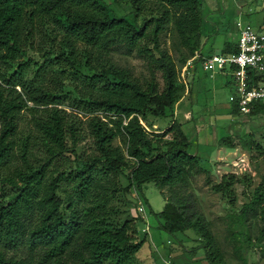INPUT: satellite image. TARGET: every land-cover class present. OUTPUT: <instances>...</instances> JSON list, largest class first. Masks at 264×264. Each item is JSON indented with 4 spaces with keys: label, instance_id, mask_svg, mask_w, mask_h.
Returning <instances> with one entry per match:
<instances>
[{
    "label": "trees",
    "instance_id": "trees-1",
    "mask_svg": "<svg viewBox=\"0 0 264 264\" xmlns=\"http://www.w3.org/2000/svg\"><path fill=\"white\" fill-rule=\"evenodd\" d=\"M130 1L132 9L119 14L107 0H0V61L16 60L29 50L46 56L32 78L24 77L21 62L10 74L0 72V182L16 189L0 204V264H146L136 257L147 235L139 236L143 218L121 219L122 210L112 200L121 193L126 197L132 187L142 191L148 181L176 193L193 174L209 171L190 150L183 122L174 119L153 130L142 121L152 127L181 97L180 72L161 45V34L174 23L190 49L184 64L196 50L202 52L201 1ZM121 47L146 61L148 76L141 79L114 60L112 52ZM237 50L231 43L222 52ZM53 58L72 67L81 82L67 91L74 92V104L89 110L95 152L88 156L75 149L85 135L83 120L59 106L62 96L39 79ZM28 101L34 104L29 107L33 128L20 144L16 164L18 118ZM231 105L233 113H242L236 102ZM263 110L264 101H258L247 115ZM117 136L124 138L125 148L114 144ZM230 138L222 136L220 144L235 147ZM245 143L264 157V141ZM251 179L227 172L212 187L233 201L235 182ZM192 195L169 196L162 210L151 211L170 233L193 228L211 264L222 262L209 220ZM239 214L240 223L259 215L258 239H264V180Z\"/></svg>",
    "mask_w": 264,
    "mask_h": 264
},
{
    "label": "rangeland",
    "instance_id": "rangeland-1",
    "mask_svg": "<svg viewBox=\"0 0 264 264\" xmlns=\"http://www.w3.org/2000/svg\"><path fill=\"white\" fill-rule=\"evenodd\" d=\"M203 4L200 8L203 16V34L210 36L215 34L214 51L220 52L227 39H233L240 26L251 24L256 29L264 31V0H200ZM119 14H124L132 9V2L125 0L116 3L114 0H107ZM216 20V21H215ZM215 21V23H214ZM218 27H220L218 29ZM161 45L173 54L180 76V95L185 92L186 82L183 77V66L185 57L189 55L190 49L185 46L179 33L171 23L169 28L161 34ZM114 60L122 66L128 67L133 74L143 79L149 75L146 61L136 54L127 53L124 48H118L112 52ZM45 55L40 52L29 50L16 60L0 61V72L10 74L20 68V62L25 66L24 77L32 78L36 70L44 62ZM47 64L44 75L39 77L41 82L49 84L56 96H62L64 100L59 106L77 114L83 121V140L78 143L75 149L88 156L95 152V137L87 128L89 110L87 107H79L71 100L74 92L67 91L73 84L81 85L71 73L72 67H64L55 58ZM202 81L208 87L198 93L194 102L190 98L183 100L176 113L174 108H169L167 117L163 120L156 119L153 126H148L147 121L142 120L149 129L163 127L170 122L175 115L183 121L184 128L191 139L190 150L202 157L203 163L209 168L208 172H200L190 177V183L184 187H178L173 192L169 186L160 188L155 181L144 183L142 191L132 187L125 195L120 194L119 200H112L118 205L122 212L121 219L128 217L143 218L139 223L142 237L147 232L146 240L140 250L136 253L137 260L146 264H211L206 257L205 247L200 236L193 228L186 231L170 233L160 227L161 217H157L151 211H160L169 196H187L192 193L196 198V204L204 212L209 220L210 227L214 232L217 244L222 253L223 261H216V264H264V239L259 240L262 220L260 216L249 215L244 223L236 219L242 206L248 202L255 187L264 180V157L257 154L245 143V139L255 138L264 141V110L254 116L244 113L238 116L231 113L229 108V96L234 88L232 83L227 82V77L216 73L215 77L204 75L199 69ZM186 74V73H185ZM0 78V82H1ZM21 90V86H16ZM68 94L67 97L65 94ZM176 104V103H175ZM202 105V110L195 113V118H185L186 109H195V105ZM28 101V106L19 113V131L17 140L19 147L16 149L15 163L21 162L20 144L26 141L28 134L33 128L32 114L29 107L33 106ZM102 113V110H97ZM236 115V116H235ZM1 126V119H0ZM222 136L231 137L235 147L220 144ZM69 146L72 144L68 137ZM114 144L122 148L126 147L124 138L117 136ZM67 154H70L67 152ZM74 157V154L71 155ZM236 172L239 175L249 174L250 181L238 180L235 182V194L233 201L222 192L213 189L212 184L221 181L223 174ZM16 189L8 183L0 182V204L9 200ZM140 202L146 205V212H140Z\"/></svg>",
    "mask_w": 264,
    "mask_h": 264
},
{
    "label": "built area",
    "instance_id": "built-area-1",
    "mask_svg": "<svg viewBox=\"0 0 264 264\" xmlns=\"http://www.w3.org/2000/svg\"><path fill=\"white\" fill-rule=\"evenodd\" d=\"M238 50L232 52L204 53L196 50L183 66L187 73L195 61L210 75L221 73L234 86L229 100L236 102L244 114L252 110L258 101H264V31L251 24L241 26L237 41ZM140 212H146V205L140 202Z\"/></svg>",
    "mask_w": 264,
    "mask_h": 264
},
{
    "label": "crops",
    "instance_id": "crops-1",
    "mask_svg": "<svg viewBox=\"0 0 264 264\" xmlns=\"http://www.w3.org/2000/svg\"><path fill=\"white\" fill-rule=\"evenodd\" d=\"M202 2H201V6H202ZM216 21V20H215ZM214 21V23H215ZM204 25V24H203ZM243 26V25H242ZM241 27V26H240ZM220 27H218L219 29ZM240 30V29H239ZM239 32L236 34V37L235 38H231V39H227L224 43V46L223 48L221 49L220 52L223 51L224 47L227 45V44H231V43H237L238 41V38H239ZM204 37H203V42H202V46H201V49H202V52L204 53H214V43H215V34H212L210 36L206 35L205 33L203 34ZM199 69H202L203 72H204V75H207L209 77H211L203 68H202V65L200 63V61H195L194 65L191 66L188 70V72L185 74H182L183 77H184V80L186 82V88H185V92L184 94L179 98V100L176 102V104L174 105V112L176 113L178 107H180V104L183 100L187 99V98H190L192 102H194V100L197 99V95L198 93H200V91L203 89V87H208V84L205 83L204 81H202L201 79V76H200V72H199ZM217 74H215L216 76ZM223 75V74H222ZM213 76V77H215ZM202 105H195V109H186L184 110L185 112V118L186 119H191L193 116L195 118V113H197L198 111L200 112L202 110ZM228 110L232 112V105L231 103H229V108ZM236 114L237 116L240 114V113H234ZM235 115V116H236ZM174 119H178L175 117V115L173 116L172 120ZM179 120V119H178ZM181 121V120H179ZM172 122V121H171ZM183 122V121H181ZM169 123V122H168ZM166 123V124H168ZM196 153H198V151H196ZM255 264V263H253Z\"/></svg>",
    "mask_w": 264,
    "mask_h": 264
}]
</instances>
